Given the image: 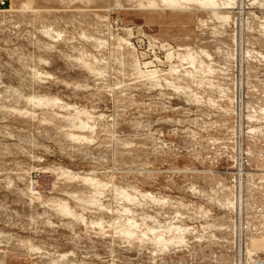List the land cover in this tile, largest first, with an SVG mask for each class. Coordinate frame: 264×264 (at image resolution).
Wrapping results in <instances>:
<instances>
[{"label":"rangeland","instance_id":"1","mask_svg":"<svg viewBox=\"0 0 264 264\" xmlns=\"http://www.w3.org/2000/svg\"><path fill=\"white\" fill-rule=\"evenodd\" d=\"M4 1L0 264L263 263L264 0Z\"/></svg>","mask_w":264,"mask_h":264},{"label":"bare ground","instance_id":"2","mask_svg":"<svg viewBox=\"0 0 264 264\" xmlns=\"http://www.w3.org/2000/svg\"><path fill=\"white\" fill-rule=\"evenodd\" d=\"M146 1V3H143L142 2V0H139L138 1V3H137V5H138V7H140V8H145V9H153V10H156V9H159V8H163V9H188V7L190 6V4H198L200 7H202V8H204V9H206V8H208L211 12H212V14L215 16V17H220V19L221 18H225V20L227 19V18H229V16H222V15H219V12L217 11L218 9H221V8H223V10L224 9H234V8H237V7H234V6H236V4L234 5V6H232V4L235 2V0H234V2L231 4L230 2H229V0L227 1V2H225L224 4H222L223 6L221 7L220 6V4H219V1L218 0H145ZM144 1V2H145ZM232 1V0H231ZM220 3H222V2H220ZM237 3V2H236ZM240 4V3H239ZM238 6V5H237ZM240 7V6H239ZM222 10V9H221ZM233 11V10H232ZM228 12V11H227ZM226 13V12H225ZM225 15H227V14H225ZM224 21V20H223ZM129 28H127V30H128ZM130 32V31H129ZM122 40V39H121ZM175 53V52H174ZM173 54V53H172ZM204 54L209 58L210 56L208 55V54H206L205 52H204ZM186 55V54H185ZM172 55H171V52H167V57L166 58H170ZM182 56V55H181ZM188 56V55H187ZM174 57V56H173ZM183 57V56H182ZM181 57V58H182ZM156 58V57H155ZM171 59V58H170ZM180 59V58H179ZM185 59V58H184ZM188 59V58H187ZM181 60V59H180ZM189 60V59H188ZM196 59L194 58V56H192V54H190V64L191 65H193L194 64V61H195ZM169 61V60H168ZM138 62V61H137ZM197 62V61H196ZM203 62V61H202ZM135 63V62H134ZM139 64V63H138ZM149 64H152L151 62H150V60L149 61H146V62H144L143 63V65L145 66V67H147V66H149ZM201 64H204V63H201ZM135 65V64H134ZM198 65H200V63L198 64ZM205 65V64H204ZM174 66V65H173ZM201 66V65H200ZM207 67H209L208 65H206ZM136 67V66H135ZM140 68V67H139ZM171 68V67H170ZM136 69V68H135ZM173 69H175V68H173ZM207 69V68H206ZM137 71L138 70H140V69H138V66H137V69H136ZM146 70V69H145ZM169 71H170V69H168ZM209 70V69H208ZM150 71V70H149ZM156 71V70H155ZM154 69L152 70V71H150L149 73L150 74H153L154 72ZM175 71V70H174ZM177 71V70H176ZM209 71H212V70H209ZM144 72V71H143ZM171 72V71H170ZM172 73V72H171ZM175 73V72H174ZM140 74V73H139ZM143 74H145V72L143 73ZM152 76V75H151ZM53 101V100H52ZM72 120H74V119H72ZM78 121V120H77ZM76 125V124H75ZM86 126V124L81 120V121H79V126L78 127H81V128H83V127H85ZM240 174V173H239ZM94 180V179H93ZM92 179L90 180L91 182L93 181ZM99 183V182H98ZM94 184H96V183H94ZM63 208V207H62ZM65 209V208H64ZM67 210V209H66ZM68 211V210H67ZM70 212V211H69ZM81 218V217H80ZM128 219H126V221H127ZM129 221H130V223L133 225V224H135V220L134 221H132L131 219H129ZM128 223V222H127ZM128 225V224H127ZM131 225V226H132ZM133 227V226H132ZM135 227V226H134ZM174 227V226H173ZM129 228V227H128ZM125 229V228H124ZM169 230V229H168ZM125 231V230H124ZM128 232L130 231V229L129 230H127ZM130 234H131V232H130ZM158 241H164V239L162 238V235H157L156 237H155ZM154 238V239H155ZM166 241V240H165ZM156 242V241H155ZM248 250V249H247ZM252 251V250H251ZM248 252H250V251H248ZM260 264H264V262L263 263H260Z\"/></svg>","mask_w":264,"mask_h":264},{"label":"built area","instance_id":"3","mask_svg":"<svg viewBox=\"0 0 264 264\" xmlns=\"http://www.w3.org/2000/svg\"><path fill=\"white\" fill-rule=\"evenodd\" d=\"M5 5V1L4 0H0V6Z\"/></svg>","mask_w":264,"mask_h":264}]
</instances>
